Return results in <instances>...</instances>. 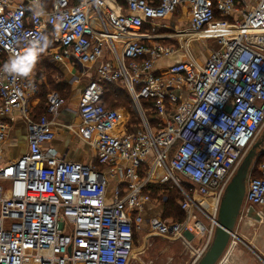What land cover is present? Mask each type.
Instances as JSON below:
<instances>
[{"label": "built area", "instance_id": "built-area-1", "mask_svg": "<svg viewBox=\"0 0 264 264\" xmlns=\"http://www.w3.org/2000/svg\"><path fill=\"white\" fill-rule=\"evenodd\" d=\"M178 10L183 24L166 22ZM46 36L52 60L74 62L81 77L94 69L79 124L64 126L94 159L67 160L49 145L65 100L49 90L45 112L34 115L33 67L23 76L0 70V264H130L144 223L149 235L188 246L204 236L191 251L196 264L264 126V0H50L48 8L0 0V69L29 48L39 52ZM207 39L218 47L201 62L193 50ZM105 83L127 91L134 121L103 104ZM15 111L27 148L2 162ZM171 191L183 219L142 216ZM250 207L264 214V160L247 172L240 214Z\"/></svg>", "mask_w": 264, "mask_h": 264}, {"label": "crops", "instance_id": "crops-1", "mask_svg": "<svg viewBox=\"0 0 264 264\" xmlns=\"http://www.w3.org/2000/svg\"><path fill=\"white\" fill-rule=\"evenodd\" d=\"M42 1L44 6L48 8L50 5V0ZM26 4L29 9L35 6L33 3L28 1H26ZM184 16V13L178 10L166 22L172 24H183ZM146 28L147 27L143 28L141 33L147 32L148 30H146ZM169 40L170 39L165 41L167 42ZM53 46L44 49L41 53H39V51L34 62L33 72L38 82V91L31 99L33 113L35 116L40 115L34 112L36 111L38 102L40 100L38 93L41 91L42 85L48 87L46 78L48 74L46 73L45 69L42 68L43 64L41 63L42 59V61L44 62L45 60H48L55 67L60 68L63 74L67 73L68 78H70L67 80H70L73 87L71 94L64 98L65 103L59 110L58 115L55 119V123L51 125V130L54 132L55 136L49 143V145L57 151V154L60 157H63L64 159L80 162H90L94 159V152L90 145L80 139L75 133L66 130L64 126H76L79 124L77 103L80 93L87 83L89 77L94 74V69H89L87 71L86 77H81L80 73L76 72L75 68L77 65L74 62L68 61L66 63H60L50 58L48 51H50ZM164 62V60L159 61L158 65ZM53 79H57V77H53ZM82 80H85L84 84L81 83ZM8 121L10 123V128L8 131V138L4 145L3 156L1 159L2 162L16 159L23 152H25L27 148L26 124L20 112L15 111L11 113L8 116ZM249 150H252L253 152L251 164L256 161L264 160V135H262L258 140H254ZM254 173L257 174V171H255ZM259 208L262 209L263 206L258 207V211L260 210ZM252 214L259 216V220H256L253 216L248 214H239L237 220L238 223L236 222L237 224L235 225L233 230L235 236L232 237L233 241L230 243L231 245L228 246V248L233 246L228 253V255H231V257L229 260V257L226 258V260L221 264H232L231 261L234 264H264V214L257 212L256 209H253ZM157 239L160 238L157 237ZM234 239H236V241ZM193 241H198V236L193 237L192 242ZM237 241L240 242L241 246ZM170 242L180 244L182 243L179 240H170ZM148 244L150 243L148 242ZM190 254L192 255V252ZM191 255L189 256L191 257ZM219 261L220 260H218L217 263H219Z\"/></svg>", "mask_w": 264, "mask_h": 264}, {"label": "rangeland", "instance_id": "rangeland-1", "mask_svg": "<svg viewBox=\"0 0 264 264\" xmlns=\"http://www.w3.org/2000/svg\"><path fill=\"white\" fill-rule=\"evenodd\" d=\"M204 42L206 44H201V42L198 41L196 43L197 48L193 50V54H192L195 58H197L201 62L204 61V58L209 50L216 49L218 47L217 43L213 39H207ZM42 60H41V63L43 64L42 68L45 69L46 73L48 74L47 76L48 79L53 81V83H48V87L44 88L45 94L43 95L44 96L43 98L40 95V93L42 94V91L38 93V96L40 98L38 105H43L45 103V98L49 90H55L60 94L61 97L66 98L71 94L73 89L70 80H67L70 79L68 78L67 73L63 74L60 68L55 67L48 60H45V62ZM75 69L77 73H80V69L78 66H76ZM53 77H57V79H53ZM81 83L84 84L85 80H82ZM119 99H120L119 100L120 104H118V106L119 108L124 109L127 115L126 123L128 124L131 121H134L133 119L135 117V114L134 112L131 113V110L129 108V105H131L130 98L124 93L119 96ZM34 112L36 114H41V111H39V109L38 110L36 109V111ZM262 135H264V126L260 129L254 140L255 141L258 140ZM111 189H112V185L108 186V194L110 193ZM245 189H246V184H245ZM172 193L174 195H172ZM169 194H171V197H173V199L176 201L177 196H175V193L171 191ZM163 206H164L163 204L161 205L156 204V206L146 205L144 211L142 212V216H144V218H148L150 216L161 214L163 217H167L164 214ZM169 217L173 219L180 217H182L181 219L184 218L183 214L181 213V211H179V209H177V212L173 211ZM144 225L145 223L143 224V226H141L140 229H137L134 232V246H133V254L130 260V264H190L191 257L189 255H191L190 253L192 249L195 248L197 249L204 239V236L199 235L198 241L191 242L192 246H188L183 243L181 244L171 243L170 240L161 239V238L157 239V237L149 235ZM232 239L233 238L231 237L228 246L231 245L230 243L233 241ZM234 240L236 241V239ZM148 242L150 244H148ZM238 243L241 246L240 242ZM228 246L226 247V250L220 257L221 259H219L220 260L219 263L216 264H221L228 257H229L228 260L230 259L231 255H228V253L230 252L233 246L230 248H228ZM231 263L234 264L232 261Z\"/></svg>", "mask_w": 264, "mask_h": 264}, {"label": "water", "instance_id": "water-1", "mask_svg": "<svg viewBox=\"0 0 264 264\" xmlns=\"http://www.w3.org/2000/svg\"><path fill=\"white\" fill-rule=\"evenodd\" d=\"M252 158L253 152L249 150L235 175L228 183L220 201L217 214V226L214 229L211 242L196 264H216L226 250L231 237L234 235L233 230L243 203L245 180ZM252 212L253 207H250L247 214L259 220V216L253 215Z\"/></svg>", "mask_w": 264, "mask_h": 264}, {"label": "trees", "instance_id": "trees-1", "mask_svg": "<svg viewBox=\"0 0 264 264\" xmlns=\"http://www.w3.org/2000/svg\"><path fill=\"white\" fill-rule=\"evenodd\" d=\"M79 0H72V2H78ZM53 44L52 42L50 41V38L49 36H46L45 38V42L42 46V48L40 49V52L41 53L44 49L46 48H50L52 47ZM40 55V54H39ZM47 82L48 83H53V81L49 80L48 77H47ZM120 84L118 85H113V84H108V83H105L104 84V98H103V104L106 106V107H109V108H116V107H119L118 104H120L119 102V96L121 94H126L128 97L129 95L127 94V91L123 88V86H119ZM118 86V87H117ZM46 86L45 85H42V88H41V91H42V94L40 93L41 97L43 98L44 96V91H45V88ZM118 98V99H117ZM130 98V97H129ZM45 101H46V98H45ZM43 102V100H42ZM43 104V103H42ZM45 104V103H44ZM44 104L43 105H38L39 107H37V110L39 109V111H41V114H43L45 112V107H44ZM129 108L131 110V113L133 112L131 106L129 105ZM40 114V115H41ZM173 192V191H172ZM170 193V192H169ZM168 194V199L167 201L163 204V208H164V214L165 216L169 217L170 214H172L173 211H176L177 212V209H179L176 201L173 199V197H171V194ZM172 195H174L172 193ZM176 196V195H175ZM180 211V209H179ZM182 213V212H181ZM168 214V215H167ZM182 217L180 218H176V219H181Z\"/></svg>", "mask_w": 264, "mask_h": 264}, {"label": "clouds", "instance_id": "clouds-1", "mask_svg": "<svg viewBox=\"0 0 264 264\" xmlns=\"http://www.w3.org/2000/svg\"><path fill=\"white\" fill-rule=\"evenodd\" d=\"M37 55V49L29 48L26 50V54H23L19 57L14 56L10 58L0 70L4 71L5 73L17 76L28 75L34 66Z\"/></svg>", "mask_w": 264, "mask_h": 264}, {"label": "bare ground", "instance_id": "bare-ground-1", "mask_svg": "<svg viewBox=\"0 0 264 264\" xmlns=\"http://www.w3.org/2000/svg\"><path fill=\"white\" fill-rule=\"evenodd\" d=\"M217 31H215L214 33H216Z\"/></svg>", "mask_w": 264, "mask_h": 264}]
</instances>
